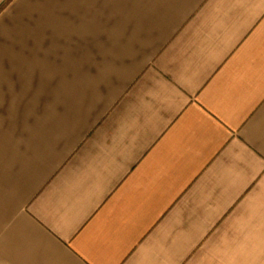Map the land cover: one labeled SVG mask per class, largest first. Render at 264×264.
Instances as JSON below:
<instances>
[{
	"label": "crops",
	"instance_id": "1",
	"mask_svg": "<svg viewBox=\"0 0 264 264\" xmlns=\"http://www.w3.org/2000/svg\"><path fill=\"white\" fill-rule=\"evenodd\" d=\"M0 264H264V0H15Z\"/></svg>",
	"mask_w": 264,
	"mask_h": 264
},
{
	"label": "rangeland",
	"instance_id": "2",
	"mask_svg": "<svg viewBox=\"0 0 264 264\" xmlns=\"http://www.w3.org/2000/svg\"><path fill=\"white\" fill-rule=\"evenodd\" d=\"M15 0H0V15L5 12Z\"/></svg>",
	"mask_w": 264,
	"mask_h": 264
}]
</instances>
